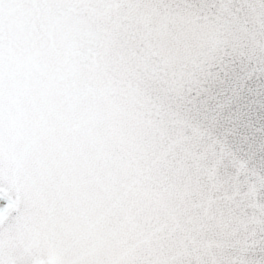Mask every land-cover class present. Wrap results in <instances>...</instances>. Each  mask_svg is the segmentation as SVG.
I'll return each instance as SVG.
<instances>
[{
  "label": "snow or ice",
  "instance_id": "snow-or-ice-1",
  "mask_svg": "<svg viewBox=\"0 0 264 264\" xmlns=\"http://www.w3.org/2000/svg\"><path fill=\"white\" fill-rule=\"evenodd\" d=\"M0 264H264V0H0Z\"/></svg>",
  "mask_w": 264,
  "mask_h": 264
}]
</instances>
